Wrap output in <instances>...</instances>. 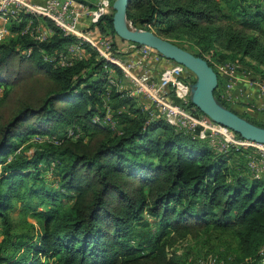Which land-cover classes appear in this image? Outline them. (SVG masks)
Listing matches in <instances>:
<instances>
[{"label":"trees","instance_id":"trees-1","mask_svg":"<svg viewBox=\"0 0 264 264\" xmlns=\"http://www.w3.org/2000/svg\"><path fill=\"white\" fill-rule=\"evenodd\" d=\"M243 2L130 0L125 17L135 28L152 25L168 40L185 35L196 46L218 45L264 65V10ZM28 20H41L50 36L37 41L22 32ZM96 26L116 36L110 14ZM6 27L11 36L0 41V264H178L166 257L163 237L195 238L208 229L230 233L243 264H264V178L229 167L230 156L242 164L238 153H218L159 118L149 120L141 99L111 88L109 103L116 98L126 110L116 113L109 105L112 117L121 118L115 133L100 122L104 66L120 76L113 64L83 44L87 58L58 65L57 54L76 38L46 19L20 13ZM187 72L184 80L193 76ZM55 124L77 126L86 138L58 134L52 142L45 135ZM31 135L40 139L31 154L4 160L16 139ZM50 160L58 168L57 189L44 184L38 167ZM67 193L72 202L62 207L59 198ZM10 198L36 225H27L24 240L14 241ZM29 199L35 202L28 205Z\"/></svg>","mask_w":264,"mask_h":264},{"label":"built area","instance_id":"built-area-1","mask_svg":"<svg viewBox=\"0 0 264 264\" xmlns=\"http://www.w3.org/2000/svg\"><path fill=\"white\" fill-rule=\"evenodd\" d=\"M109 9L108 0H98L94 7L77 0H42L40 2L0 0V41L8 33L6 27L8 21L19 19L20 13L50 21L63 34L76 38L75 42L67 44L64 50L57 54L58 59L55 61L58 65H68L72 59L82 58L80 52L85 50L83 46L85 44L95 51L97 59L113 64L120 71V76H117L108 66L103 68L107 83L103 86L104 110L100 122L110 130L119 133L116 120L109 109V93L111 88H114L141 99L143 101L141 106L149 120L159 118L167 126L189 135L192 139L203 141L218 153L228 151L238 153L242 167L251 178H264V144L242 139L233 131L211 121L201 112L195 111L194 106H187L190 82L183 79L181 71L186 70L184 67L176 63H167L159 68L157 77L154 78L149 68L162 56L152 48L125 41H122V44L113 43L102 33L92 37L89 31L79 29V21L83 17H87L88 23L96 28L100 18L107 15ZM39 21L40 24H33L31 20H28L22 32L28 33L34 40L45 41L51 31L45 24L43 25L41 20ZM127 22L130 24L129 21ZM233 72L234 70L229 67L223 72L226 79L222 96H220L223 103H226L224 99H228L227 90H230L235 81ZM119 79H123V82L121 83ZM238 79L250 83L248 80L239 77ZM253 86L256 89L254 93H256L258 105L264 107V85L254 81ZM93 121H99V118L94 116ZM64 136L84 140L83 132L77 126L67 127ZM50 140L57 142L55 137Z\"/></svg>","mask_w":264,"mask_h":264},{"label":"rangeland","instance_id":"rangeland-1","mask_svg":"<svg viewBox=\"0 0 264 264\" xmlns=\"http://www.w3.org/2000/svg\"><path fill=\"white\" fill-rule=\"evenodd\" d=\"M98 1V0H96ZM113 2V1H112ZM109 2V13L112 14L111 4ZM97 2H94L93 5L87 4L90 7H94ZM243 5L247 7V9L251 10L252 7H260L264 10V0H244ZM223 7V5H222ZM224 8V7H223ZM35 22H33L34 24ZM103 25L105 23L103 22ZM262 27L264 28V21L261 22ZM149 28L152 32L153 26L149 24ZM102 34L108 37L111 41H122L117 36L113 37L110 32L106 29ZM14 36V35H13ZM163 36V35H160ZM6 40V38H5ZM170 41L174 42L180 47H183L185 50L192 53H200L204 57V59L209 62L214 71L218 73V87H217V98L220 102V96L223 93V85L225 84V75L223 72L227 67L232 68L234 70L235 81L230 90H227L228 99H224L226 103H223L225 106L231 107L233 104H236L240 108L236 109L237 114L241 117L250 120L251 122H255L257 124L264 125V107L259 106L256 100V93L248 91H241L239 86H242V83H246L253 87V82L256 81L261 85H264V65L256 62L254 59L250 58L248 55L243 54L241 52H235L218 45L205 47V45L196 46L194 44V40L185 36V35H176L174 38H169ZM89 54V50H87ZM185 69V68H184ZM183 71V72H182ZM181 73L183 74V79H186L188 75L187 70L182 69ZM154 78L157 76L153 75ZM242 78L248 80L250 83L246 81H241L238 79ZM120 82H123V79H119ZM190 84L193 82L194 77H190L188 79ZM235 90V93L232 91ZM225 91V88H224ZM243 94V96H240ZM242 97V98H241ZM119 104L118 99L114 98L109 103L114 112L126 111L124 106H117ZM257 105V109L253 106ZM250 112H248L247 108H250ZM260 107V108H259ZM256 109V111H252ZM259 111V112H258ZM255 112V114H254ZM115 118V117H114ZM95 119V118H94ZM119 118L116 116L115 120L118 121ZM120 125V124H119ZM66 124H55L50 133H47L45 137L53 138L58 134H64V131L67 129ZM47 138V139H48ZM83 138H86V135L83 133ZM39 138L36 135H31L24 139H16L14 141V150L4 157L5 161H8L10 155L12 153H25L31 154L34 151L35 145L34 142L39 143ZM228 159V166L233 168L235 171H238L239 174L246 173L244 169H242V164L238 163L237 160H233L232 156ZM40 174L43 176V182L46 186H50L54 189H57L59 185V175L58 168L54 167L53 161H48L46 164H39ZM244 170V172H243ZM247 177L250 175L247 173ZM72 193H67V195L60 196V203L62 207L68 206L72 202ZM35 200H27V204L34 203ZM21 206L15 198H10V207L7 209V214L12 220V233L15 236H19L14 238V241L24 240L27 234L25 232L30 233V229L27 225L35 223L29 214L26 211L21 210ZM144 215V214H143ZM147 217V216H145ZM36 229V228H35ZM199 236V237H198ZM27 238V237H26ZM136 240H132L134 243ZM166 252V257L177 261L178 264H243L244 258L241 256L236 247L235 238L228 232H220L212 229H208L205 233H200L197 237L193 238L190 236L186 237H174L172 234H167L161 240Z\"/></svg>","mask_w":264,"mask_h":264},{"label":"water","instance_id":"water-1","mask_svg":"<svg viewBox=\"0 0 264 264\" xmlns=\"http://www.w3.org/2000/svg\"><path fill=\"white\" fill-rule=\"evenodd\" d=\"M130 0H113L111 24L122 41L152 48L163 58L181 65L194 80L190 84L189 102L211 121L233 131L242 139L264 144V126L257 125L223 106L214 96L217 74L207 61L150 30L132 27L125 14Z\"/></svg>","mask_w":264,"mask_h":264},{"label":"crops","instance_id":"crops-1","mask_svg":"<svg viewBox=\"0 0 264 264\" xmlns=\"http://www.w3.org/2000/svg\"><path fill=\"white\" fill-rule=\"evenodd\" d=\"M31 1H34V2H40V1H42V0H31ZM77 1H80V2H83L84 4H85V2L87 3V4H90V5H93L94 4V2H98V1H96V0H77ZM34 22L36 23V24H40V21L38 20V21H35L34 20ZM43 23V22H42ZM43 25H44V23H43ZM79 29L80 30H82V31H89L90 32V35L92 36V37H95L96 36V34L97 33H100L99 32V29H98V27H93L92 25H90L89 23H88V20H87V17H83V18H81L80 19V21H79ZM9 36H11V34H9V33H7V35L5 36V38H7V37H9ZM116 42H118L119 44H122V41H116ZM83 53V54H82ZM80 57H82V58H87L88 57V52L87 51H82V52H80ZM166 64V61L163 59V58H159V60H158V62H156L155 64H151V67L149 68V72H150V74H151V76H153V75H157L158 74V70H159V68L162 66V65H165ZM154 77V76H153ZM157 77V76H156ZM155 77V78H156ZM240 87V90L241 91H248V90H251V92H255L256 91V89H255V87L253 86V87H251L250 85H247L246 83H242V86H239ZM248 89V90H247ZM232 93H234V94H236L235 93V90H233L232 91ZM240 96H243L244 97V95L243 94H240ZM242 98V97H241ZM256 103H258V102H256ZM253 107H255V108H257V105H255V106H253ZM227 108L228 109H230V110H232V111H234L235 113H238V112H236V109L237 108H240L239 106H237L236 104H233L231 107H229V106H227ZM234 108H236V109H234ZM252 107L250 106V108H247V110H248V112H250V109H251ZM252 111H256V109H253ZM257 112V111H256ZM259 112V111H258ZM239 114V113H238ZM254 114H255V112H254ZM253 122V121H252Z\"/></svg>","mask_w":264,"mask_h":264}]
</instances>
